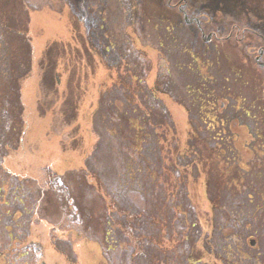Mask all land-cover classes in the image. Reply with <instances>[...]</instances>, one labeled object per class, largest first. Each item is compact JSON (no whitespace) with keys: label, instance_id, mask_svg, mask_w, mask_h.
I'll return each instance as SVG.
<instances>
[{"label":"rangeland","instance_id":"rangeland-1","mask_svg":"<svg viewBox=\"0 0 264 264\" xmlns=\"http://www.w3.org/2000/svg\"><path fill=\"white\" fill-rule=\"evenodd\" d=\"M126 1L0 0V81L5 89L15 85L11 51L14 42L22 44L20 37L31 43L33 67L21 82L22 143L0 163V264H122L131 254L121 249L127 238L138 249L129 264H189L188 255L191 264H264V188L261 178L259 186L245 172L264 165V68L255 60L264 42L196 44L167 12L168 0ZM189 1H203L200 9L220 24L229 13L246 24L254 13L251 23L264 40V0ZM156 76L171 93H147L144 84L153 85ZM190 135L202 138L195 145L202 162L183 168L189 176L180 205L186 228L176 220L173 236L157 231V219L132 215H160L163 205L143 196L152 193L145 179L169 193L175 155ZM221 139L231 143L217 146ZM163 152L172 162L171 177L160 168ZM128 159L142 166L133 177ZM78 172L90 192L80 186L86 180ZM50 173H69L76 187L85 188L88 205L70 204L79 213L89 207V224L70 225L49 199L33 220ZM105 201L120 215L121 234V247L107 255L105 229L97 223L107 212ZM193 224L208 233L189 245L184 238ZM157 240L164 258H154ZM35 244L38 255L31 253Z\"/></svg>","mask_w":264,"mask_h":264},{"label":"trees","instance_id":"trees-1","mask_svg":"<svg viewBox=\"0 0 264 264\" xmlns=\"http://www.w3.org/2000/svg\"><path fill=\"white\" fill-rule=\"evenodd\" d=\"M18 36H21V35L19 34L17 35V37ZM20 39H22L23 41L20 47L17 45V42H14L13 49L11 51V57L14 63V75H15V78L13 79V83L15 85L13 86V88L7 86L5 89V86H6L5 83L3 81H0V94L4 96V99L2 96H0L1 97L0 98V163L1 165H3L5 159L8 157L9 152L14 149L17 150L20 144L22 143L21 141L22 124H23L22 114L24 110H23V105H22V100H21V96H22L21 82H23L24 79L27 78L30 73H32L33 67H32V54L30 55L31 47L29 45L31 43L30 41L26 40V38L20 37ZM5 60L7 61V59ZM150 69L151 68L149 67L148 72L150 71ZM156 77H157L156 79L154 78L153 85L149 86L147 82H146L147 84H144V87H145L144 89H146L147 93L150 92L155 95H159V93L166 94V95L168 93H171L169 92L168 89L166 90L164 88V86L162 85V82H158L160 80L158 79L159 76H156ZM152 87H155V89L153 88L152 90ZM146 91H144L143 95L147 97ZM163 113L167 115L165 111H162V115ZM169 119L173 120L171 118L170 113H169ZM162 120H163V117L160 116L159 121H162ZM145 122L147 124L150 123L149 120H146ZM173 125H174V122H173ZM156 131L157 129L155 128V132ZM158 138L159 137L157 136V139ZM188 138L189 136L185 140H187ZM158 146L160 147L159 140H158ZM195 147L196 146H193L187 143L183 146V150L179 148L178 152L176 153L175 159L178 160L179 163L178 165L175 166L177 172L172 175L175 180L173 181L174 185L170 188V192H169L170 194L166 193V191H160V190L154 189L152 181L149 179H145L147 182L145 189L148 190V188H150L151 186L152 189L151 188L150 189L152 193L150 194L148 193L147 195H143V196L145 197L146 201L149 202L150 204L160 202V204L163 205L159 209L160 215H157L156 217L155 215H150L147 213H142V214L138 213V214H133L132 217L137 216V218L139 219L144 218L146 216L148 218H155V220L157 219L159 221V222L157 221L155 225L157 231L163 228L164 231L170 230L173 236H175V234L178 233V231L176 230L177 228L176 225L178 224H176L175 221L180 219L182 223V220H184V218L182 219V217L184 214H186V212L180 208V205L184 202V195L189 192L187 189V186L189 185V182H188L189 176L187 172L185 173L183 171V168L190 167L192 165H197V164L199 165L202 162V154L200 153L199 150L197 151L194 150L193 148ZM140 148L141 147H139L138 149ZM159 156L163 158L162 166L160 168L163 171L167 172L166 174L171 177V171L167 169L168 168L167 166L170 165L172 162L170 161L168 162V158L166 157V154L164 152ZM190 158H194L195 160L191 163V165L190 164L188 165V163L190 162ZM126 168L129 170L130 174L133 177L135 176L136 173L138 174V171L142 169V166H140L136 160L128 159ZM48 172H50V170ZM78 173L81 174L80 176L81 178H85L84 180H86V184L80 183V186H85L86 190L88 189L90 192V187H89L87 178L84 176L83 172L82 173L78 172ZM68 175L69 173L61 177L56 174H52V173L49 174L47 188L41 187V189H39L40 190L39 198L37 199V205L35 206V207L38 206V208L34 212V215L33 216L31 215L33 220L38 214H40L39 208L41 207V205L45 206L44 201L47 199H49L50 201L53 200V207L59 210L62 213L65 220L72 226L79 227L80 225H83V224L87 225L89 224L90 220L94 218V215H90L88 213L89 207L81 210V213L73 210L70 204L71 200H79L84 205L86 204L88 205V202L85 196V191H86L85 188L80 187V186L79 188L76 187L73 184L72 177L68 178ZM4 177H10V179H12V175L9 172L4 173ZM68 182L69 184H67ZM206 194L208 195L207 192ZM89 199L90 201L92 200L91 197H89ZM56 200L59 202V207L56 204ZM167 203L169 204L170 207H168ZM105 204L106 205H104L105 207L104 210L107 209L106 210L107 212H104L97 219V223L100 224L101 228L105 229L104 246L107 248V250L105 251L102 249L103 250L102 252L107 255V253H109L110 251H117L121 247L120 246L121 240L118 238L120 237L121 234L118 232L119 230H117L118 225H119L118 222L120 219L119 213L114 209V207L112 206L110 202L106 203L105 201ZM68 215H72L73 220H69L67 218ZM127 219H129V217H127ZM162 219L164 220L165 225L162 223ZM78 220L80 221V223H78ZM122 223H123V226L125 227V231L128 234H131L133 236L136 234L135 229L131 228V226H128L129 225L128 223H126L125 221H123ZM32 224H33V221H31V225ZM182 226H183V229L185 230L186 225L182 223ZM191 227L194 229V231L192 232L190 238L188 236L184 238V241L185 242L188 241L187 243L189 245L195 244V242H197L195 240L196 238L200 237L201 239L202 236H205V234L208 233L207 231H204L201 224H200L201 229L199 228L195 230L196 224H193ZM21 234H23V232ZM89 239H92V238H89ZM93 240H90V241H93ZM129 241H130V238H127L126 246L122 247L121 249H123V252H126L127 250H129L131 254L121 259L122 264H129V259L131 256L132 258L138 256L137 254L138 249H137L136 244L131 243V242L129 243ZM170 241L173 244V250H175V245L177 244L176 237L170 238ZM94 242H97V240ZM159 242H160L159 240H157L156 242L157 256H155L154 258H158L159 253L163 256V258L165 256V250L160 247ZM97 243H99L100 245V242H97ZM36 246H38V249L32 248L31 250V253L33 255H38L39 253L42 252L40 250V245H36ZM26 249H28V247H26ZM187 259H188L187 260L188 263L191 264L192 256L188 255Z\"/></svg>","mask_w":264,"mask_h":264},{"label":"flooded vegetation","instance_id":"flooded-vegetation-1","mask_svg":"<svg viewBox=\"0 0 264 264\" xmlns=\"http://www.w3.org/2000/svg\"><path fill=\"white\" fill-rule=\"evenodd\" d=\"M203 3V1L191 2L189 0H168L167 3V12L173 13L176 18V22L184 24L188 28L191 36L194 37L196 44L202 43L203 45H207L213 43L214 47L219 48L220 44L222 45L223 42L230 44L234 40L237 42L235 45H241L249 38L262 39L258 35V31L255 26L251 23L252 20L257 17L254 13L248 14L249 20L246 24H244V22L239 24L236 20V14L232 13H229V15L227 14L224 19H221L223 24H220V22H213L211 16L200 9ZM251 44L252 43H250V45ZM259 54H261V57L264 56V45L259 48ZM257 58L258 57L255 58L256 61L261 59ZM257 64L264 68V62L261 60L260 63L257 62ZM200 139L202 138L194 135L193 137L188 138V143L196 145ZM231 140L235 145L236 139L233 138ZM225 142L231 143L230 140L221 139V141H217L216 145L223 146ZM226 153L227 151L225 150L223 154ZM245 172L248 174L251 181L256 184L258 183L259 186L261 185L259 178H261L262 186L264 188V165L262 168L258 167L255 171L254 169H247ZM261 200H263V197H261Z\"/></svg>","mask_w":264,"mask_h":264},{"label":"water","instance_id":"water-1","mask_svg":"<svg viewBox=\"0 0 264 264\" xmlns=\"http://www.w3.org/2000/svg\"><path fill=\"white\" fill-rule=\"evenodd\" d=\"M251 245L255 246L256 245V241L255 240H251Z\"/></svg>","mask_w":264,"mask_h":264}]
</instances>
